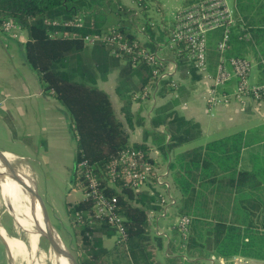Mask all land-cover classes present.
I'll return each mask as SVG.
<instances>
[{
    "label": "trees",
    "instance_id": "16d2710c",
    "mask_svg": "<svg viewBox=\"0 0 264 264\" xmlns=\"http://www.w3.org/2000/svg\"><path fill=\"white\" fill-rule=\"evenodd\" d=\"M110 1L0 0V26L5 20H11L23 32V60L37 75L43 91L51 94L64 106L68 115L69 130L76 143L71 181L83 190L84 182L77 165L79 161L87 160L107 194L116 196L118 212L124 218L127 234L125 242H113L110 247H106L103 239L112 238L114 228L106 220L88 225L87 222L76 219L77 211L85 215L91 209L90 202L83 199L65 202L73 234L76 238L79 236V264H201L211 256L228 258L233 255L264 258V235L261 231H264L262 176L259 172L239 167L240 150L263 140L264 126L232 133L174 153L178 146L193 138L191 133L194 126L187 128V121L182 117L167 120L168 114L164 115V120L163 111L159 107L155 108L156 118L153 117L152 124H158L159 120L165 123V133L152 130L148 133L155 138L160 137L156 147L163 155L171 154L168 175L176 191L174 209L159 218L168 219L164 223L169 231L168 237L153 232L154 221L148 216L150 210L158 213L162 209L159 193L154 187L149 185L152 192L149 193V190L135 191L122 182L113 187L108 185V165L123 149H139L144 153L145 159L151 162L153 160L145 142L129 143L128 133L117 118L109 95L80 80L83 79L82 74L71 70L75 63L73 56L88 45L78 37L64 36L63 33L78 32L84 35L100 32L101 28L92 21V15H95L92 9L96 2V7H100L110 4ZM194 1L198 0H184V4ZM231 3L234 22L229 27V46L222 54L226 59L241 57L254 62L253 67L257 69L260 80L258 83L264 82V0H232ZM86 10L90 13L85 14L83 27L63 24L74 13ZM52 20H57L60 24L49 23ZM145 25L151 27L148 19ZM110 27H119L128 36L120 23ZM57 30L60 34L53 35ZM223 30L220 27L206 36V68L212 73L215 72L221 55L216 44L222 38ZM132 64L133 61L128 58L129 69L133 68ZM134 66L144 72L140 91L146 86L152 87L150 66L144 62ZM188 67L193 74L192 79H197V70L189 64ZM73 74L81 78L74 79ZM166 81L168 80L162 84L165 91L170 88L166 86ZM221 91L232 92L224 87ZM134 93L131 92L128 96ZM122 109L131 127L142 123L143 119L140 117L132 122L133 114L129 113L127 103ZM166 134L169 138L165 143ZM182 216L189 218L185 237L178 227V220ZM159 220L157 224L160 225ZM165 248L171 256L163 254Z\"/></svg>",
    "mask_w": 264,
    "mask_h": 264
},
{
    "label": "crops",
    "instance_id": "0c3cea01",
    "mask_svg": "<svg viewBox=\"0 0 264 264\" xmlns=\"http://www.w3.org/2000/svg\"><path fill=\"white\" fill-rule=\"evenodd\" d=\"M133 1L138 0H116L115 3L118 4L115 9L126 8L125 11L132 13L136 21L142 22L145 28L143 33H140L138 22H125L118 11L115 13L116 20L107 22L105 18L114 11L109 5H106L104 10H100L103 19L98 18L99 13L93 16L92 21L101 29L120 23L128 32V36L137 38L143 45L156 51L168 61H175L178 64L177 86L165 91L163 83H158L151 98L137 96L144 79V72L137 69L134 66L136 64H132L134 69H129L127 57L114 55L99 44L81 48L73 56L75 63L71 69L77 74H82L87 84L102 89L109 95L114 112L128 133L129 143L145 142L155 166L158 169L168 168L171 154L163 155L156 147L160 137L155 138L148 133L149 130L165 133V123L159 120L158 124L153 125L151 121L156 118L155 108L158 107L163 111V117L168 114L167 120L182 117L187 121V128L194 126L191 133L193 138L178 146L174 153L232 133L264 126V102H256L249 98L241 102L232 98L209 109L206 103L209 78L197 71L195 74L198 78L192 79L193 74L190 73L185 58L183 56L180 58L176 50L169 49L163 44L170 31V17L166 19L164 16L144 14L143 10L149 4L142 1L133 4ZM147 19L151 24L150 28L145 25ZM21 39L0 32V150L26 161L28 169L35 172L37 171L34 166L42 164L41 154L45 153L47 158L50 157L51 162H56L59 171L70 173L71 181L72 168L75 166L76 143L69 130L68 115L64 106L51 94L43 91L37 75L23 60ZM252 63L255 65L254 62ZM208 73L214 75L215 72L208 71ZM250 81H260L255 67L250 73ZM233 83L232 80L225 88L232 91ZM131 92L135 93L128 96ZM126 103L129 113L133 114L132 122H136L135 118L140 117L143 119L141 124L131 127L127 123L122 109ZM168 138L169 135L166 134L165 143ZM239 167L259 172L263 180L261 185L264 186V139L240 150ZM172 192L175 195L174 188ZM65 202V200L62 202L60 214L63 213V216L58 218L60 222L66 216ZM48 215L50 216L49 212ZM152 220L153 232L157 234L154 225H158L159 219L154 217ZM65 221L64 219L62 222ZM62 222L61 226L64 225ZM162 226L164 236L168 237L169 231L166 225L162 224ZM17 227L11 215L0 214V264H14L7 243L4 241L6 242V236L19 237L16 236ZM261 231L264 235V231ZM163 254L171 256L167 253V248L163 250ZM238 257L244 258L246 264H264V258L247 255H233L228 258L211 256L204 259L201 264H233V258ZM27 261H29L28 257L23 260L24 264ZM20 263L22 264L21 261Z\"/></svg>",
    "mask_w": 264,
    "mask_h": 264
},
{
    "label": "built area",
    "instance_id": "2783aa9c",
    "mask_svg": "<svg viewBox=\"0 0 264 264\" xmlns=\"http://www.w3.org/2000/svg\"><path fill=\"white\" fill-rule=\"evenodd\" d=\"M234 8L229 0H198L177 9L172 17V27L167 39L163 43L170 49L177 50L179 57L183 56L186 62L202 72L209 78L210 84L206 96V103L209 109L218 104L226 103L234 98L244 101L249 98L256 102H264V82L258 83L250 81V72L253 63L247 58L230 57L226 59L222 52L228 48L229 27L234 22ZM85 14L76 12L70 19L63 21L65 26L81 28L85 24ZM49 23L60 24L57 20ZM223 27L222 38L218 40L216 48L221 55L215 68L214 75H210L206 68V36L208 33ZM17 28L11 20H5L0 30L9 33ZM18 29V28H17ZM53 35H59L60 31H54ZM11 35V34H10ZM64 36L80 38L86 45H105L114 55H123L131 58L133 64L144 62L151 68L152 87H144L137 96L151 98L154 88L158 83L166 81V86L171 89L177 86L178 64L175 61H168L162 55L143 45L138 39H130L119 27H110L98 32L86 33L82 35L78 32H64ZM12 36V35H11ZM168 42V45L166 43ZM230 68H229V66ZM233 79L234 88L230 93H219L221 88ZM153 104V103H152ZM78 172L84 182L82 199L92 204L85 215L81 211L75 213L76 219L80 222H87L88 225L100 223L103 220L114 228L112 240L115 244L124 243L127 237L124 228V218L118 212L117 198L109 195L105 187L101 185L98 175L94 172L87 160L78 162ZM109 183L113 187L116 183L122 182L124 185L132 187L135 191L149 190V185L159 193V203L162 209L158 213L151 210L148 216L157 219L164 217L168 208L174 209L176 201L173 195V187L168 175V168L158 169L154 162L145 159L141 150L131 147L123 149L117 157H114L109 165ZM149 193H152L149 190ZM162 213V215H158ZM85 216V218H84ZM189 218L182 216L178 220V227L183 237L186 236L187 223ZM156 226V225H155ZM158 226V225H157ZM158 235H165L162 230L155 229ZM233 264H246L242 257L233 258Z\"/></svg>",
    "mask_w": 264,
    "mask_h": 264
},
{
    "label": "rangeland",
    "instance_id": "374dc122",
    "mask_svg": "<svg viewBox=\"0 0 264 264\" xmlns=\"http://www.w3.org/2000/svg\"><path fill=\"white\" fill-rule=\"evenodd\" d=\"M115 1L116 0H111L110 4H106V5L111 6V8L114 10L112 13H110L108 15L107 18H105L106 21L107 22L115 21L116 20L115 13H116V11H118L120 17L125 19V22H127V21L138 22V24H139L138 27H139L140 33H143L145 28L142 26V22L139 21L138 19H137L138 21H136L135 20L136 18L133 17L132 13L125 11L126 8H123V10L120 9V7H118V9H115V6H117V4H118V2L115 3ZM141 1L143 3L149 4V6L143 10L144 14H147L150 16H156V15L164 16V18H166V19H168L170 17V26H169L170 28L172 27V17H173L174 12L177 9H180V8L188 5V4H184V0H138L137 2L133 1V4H137L138 2H141ZM229 1L232 2V0H229ZM96 4H97V2H96ZM96 4L94 5L95 8L92 9V12H94L95 15L100 13L98 18L103 19V16H101L102 12L100 10H104L106 5L96 7L97 6ZM122 11H124V13ZM80 13H82L84 16V14L90 13V12L88 10H86V11H80ZM93 16L94 15H92V18H93ZM84 19H85V17H84ZM102 30L103 29H101V31ZM4 34H8V35L11 34L12 37H16V39H18V40H20L22 37L21 40L24 41L23 32L17 28L13 29L9 33H4ZM95 45H97V44H95ZM73 78L74 79H77V78L80 79L81 77H78V75L73 74ZM80 80L84 81L83 79H80ZM230 83H231V81L228 84H230ZM233 88H234V83H233ZM162 118L165 120L164 117H162ZM13 158H14L13 162L15 164V167H18L16 169L24 172L26 175L29 176V178H31L33 180V182L35 184L36 192L40 196V198L42 199L43 203L46 205L47 211L50 214V216L49 215L48 216H49L50 221H51L53 227L55 228L59 238L62 240L64 246L76 257L78 255L77 245H78L79 236H77V238H76L75 235L73 234L67 213H66V216L64 217V219L66 221L62 222L64 219H62V221H61L62 223H64V225L62 224L63 226H61V224H60L61 222L58 221V218L63 216V213L60 214V210H61L63 200L71 203L77 199L82 198V192L79 189L78 184L74 183L73 181H70V179H69L70 173H67L66 171H59L58 166L56 165V162H51L50 157L47 158V154H45V153L41 154L42 164L39 163V166L38 165L34 166V168L36 169L37 172L30 171L28 169V165L26 164V161H24V160L22 161L18 157H13ZM35 164H37V163H35ZM3 205L4 204L2 203V200L0 199V214L3 213L4 215L7 214L8 216L11 215L13 217L14 214H13L11 208L8 210L6 208H3L4 207ZM170 210H171V207L168 208V211H170ZM158 215H162V213H159ZM153 217H155V216H153ZM13 219H14V217H13ZM167 220L168 219L165 218V220L160 219L159 221L161 222V224H164L165 221H167ZM161 224L160 225L158 224V226L154 225V228L155 229L158 228V229L162 230L163 226ZM16 229H17L16 230L17 231L16 236H19V237H21L22 240H25L26 232L21 230L19 227H17ZM97 235H100V234H97ZM112 244H113L112 238H104L103 239V245L104 246L110 247ZM39 249L40 250L42 249L41 250L42 253L44 252L45 258L43 259V264H50L48 256H49V252L51 251V249L49 247L47 240L42 235H41L40 241H39ZM28 262H30V261L25 262V264H27ZM22 264H24V262H22ZM67 264H69L68 259H67Z\"/></svg>",
    "mask_w": 264,
    "mask_h": 264
},
{
    "label": "bare ground",
    "instance_id": "6f19581e",
    "mask_svg": "<svg viewBox=\"0 0 264 264\" xmlns=\"http://www.w3.org/2000/svg\"><path fill=\"white\" fill-rule=\"evenodd\" d=\"M0 159L10 161L15 167L12 155L0 151ZM16 170L18 177L12 178L11 172L0 163V197L3 202L11 205L15 223L26 232L25 240L6 236L14 264H21L20 261L23 262L26 257L29 261L31 260L27 264H43L44 252L42 253V249H39L41 235L49 245L50 243L58 244L66 250L67 254H70L59 236L54 233L49 216H46L42 210L35 196L33 180L24 172ZM48 259L50 264H67V258L56 250L51 249ZM69 264H71L70 261Z\"/></svg>",
    "mask_w": 264,
    "mask_h": 264
},
{
    "label": "water",
    "instance_id": "95a60500",
    "mask_svg": "<svg viewBox=\"0 0 264 264\" xmlns=\"http://www.w3.org/2000/svg\"><path fill=\"white\" fill-rule=\"evenodd\" d=\"M0 151H1V150H0ZM2 153H5V152L2 151ZM0 163L3 165V167H5L6 169H8V170L11 172V174H12V178H16V177H18V176H17V170H16V168L13 166V164H12L10 161H5V160L0 159ZM13 174H14V175H13ZM33 188H34V191H35V196H36V198L38 199V201H39V203H40V205H41L42 210L45 212V214H46V216H47V215H48V211H47L46 205L43 203L42 199H41L40 196L37 194V192H36V188H35V184H33ZM0 199H1V197H0ZM1 200H2V199H1ZM2 203L4 204V205H3V206H4L3 208H6V209H8V210L11 208V205H10V204H7V202H3V201H2ZM53 231H54V233L58 236V234H57L55 228L53 229ZM55 240H56V239H55ZM53 242H54V241H53ZM4 243H7V241H6V242L4 241ZM6 246H7V249H8L9 255L12 257L8 245H6ZM49 246L51 247L52 250H56V251L60 252L61 254H63V255H64V256H65V257L71 262V264H79L78 257H77V256L75 257L71 252H70V254H67L66 250L63 249L60 245L55 244V243H50Z\"/></svg>",
    "mask_w": 264,
    "mask_h": 264
}]
</instances>
